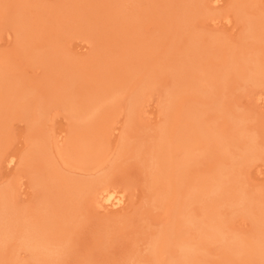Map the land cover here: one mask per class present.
Segmentation results:
<instances>
[{"label":"rangeland","instance_id":"rangeland-1","mask_svg":"<svg viewBox=\"0 0 264 264\" xmlns=\"http://www.w3.org/2000/svg\"><path fill=\"white\" fill-rule=\"evenodd\" d=\"M0 264H264V0H0Z\"/></svg>","mask_w":264,"mask_h":264},{"label":"bare ground","instance_id":"bare-ground-1","mask_svg":"<svg viewBox=\"0 0 264 264\" xmlns=\"http://www.w3.org/2000/svg\"><path fill=\"white\" fill-rule=\"evenodd\" d=\"M103 195H104V198H103L104 201L103 202L105 203V205H107L106 207H110L112 209H114L116 207L118 208L124 202L122 196H120L121 194L118 195L117 193H115L113 191H106L105 190V193ZM104 208H105V206H104Z\"/></svg>","mask_w":264,"mask_h":264}]
</instances>
